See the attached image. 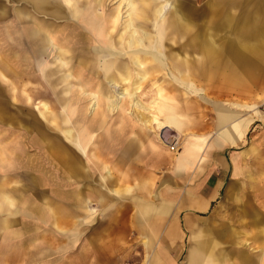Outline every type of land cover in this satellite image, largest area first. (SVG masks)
<instances>
[{"label":"crops","instance_id":"obj_1","mask_svg":"<svg viewBox=\"0 0 264 264\" xmlns=\"http://www.w3.org/2000/svg\"><path fill=\"white\" fill-rule=\"evenodd\" d=\"M32 1L0 0V37L8 38L6 46L0 45V75L5 83V74L32 76L36 84L42 81L50 90L54 102L37 99V85L30 87L32 94L29 89L25 94L28 105L45 121L40 130L35 115L23 124L16 105L0 92V264H261L256 257L260 239L255 230L259 227L254 222L259 226L264 220L259 205L264 203V167L239 166L244 164L245 149L260 151L264 144L260 136L247 139L254 119L240 118L215 103L212 125L193 117L201 126L189 129L192 133L179 153L166 149L161 160L162 151L156 145L158 140L163 143L157 136L159 129L127 113L129 102L123 112L111 111L105 100L99 101L100 108L91 109L95 95L100 98L102 89L111 93L113 88L100 72L90 69L92 62L86 67L80 58H95L85 46H91L92 28L99 30L102 21L96 11H103L102 15L118 11L117 0L112 9L104 0H47L42 11ZM237 4L241 8L236 13L222 9L221 26L231 33L221 46L214 47L208 35L202 40L193 36L174 7L172 24L180 31L184 28L188 44L199 45L203 55L197 71L204 76L210 75L217 55L221 73L264 74V0H237ZM11 13L15 21L6 23ZM171 20L157 22L164 25ZM139 21L146 23L145 18ZM70 29L75 33H68ZM152 38L149 44L154 51L141 48L140 52H148L142 56L173 59V74L186 77L182 83L191 88L192 57L161 48L163 37L156 41V33ZM56 43L65 50L62 60L69 61L68 69L55 50ZM164 70L161 66L156 75H163ZM168 85L163 79L158 81L157 102L162 99L158 93L167 91ZM168 99L163 97L169 103ZM39 101L55 116L49 114L46 120L40 116ZM171 103L180 120L179 132L192 121L181 113L178 103ZM220 116L225 120H219ZM63 117L73 128L74 142L66 140L65 130L61 132L53 123ZM160 121L164 122L162 116ZM21 125L34 132L31 144L27 143L36 146L32 155L22 140L11 144ZM206 143V157L199 161ZM245 144L244 149L232 151ZM112 157L114 163L108 162ZM112 166L125 173L120 178L114 175L115 181ZM160 166L165 168L162 175L156 174ZM92 172L93 180L89 179ZM238 179L241 185L236 187L232 181ZM245 185L252 188L251 201L240 195ZM222 196L228 210L223 224L220 210L215 209Z\"/></svg>","mask_w":264,"mask_h":264},{"label":"rangeland","instance_id":"obj_2","mask_svg":"<svg viewBox=\"0 0 264 264\" xmlns=\"http://www.w3.org/2000/svg\"><path fill=\"white\" fill-rule=\"evenodd\" d=\"M104 1L107 4L106 7H110L111 9L116 4V0H104ZM133 1L135 3V8H136V9L134 8V10L136 12L130 9L129 7H127V0H120V1L117 0V3H118L117 22H116L115 31L113 32V38L116 40V42L119 40H122L121 42L125 44L126 41H128L129 39V35L131 34V32H129L128 27L127 29H125V25L129 21H132V22L135 21V22L141 23V21L139 20L145 18L146 23H148L149 27L147 29L139 28L137 32H134L133 34V35L136 34L140 36L141 39L143 40H144V37L146 36L145 37L146 41L144 40L145 42H139V45H133V49L134 50L138 49L140 54L141 53L148 54V52H143V51L140 52L141 48L145 50L151 49L154 51L153 46H150L149 42L151 41L153 42L154 40V38H152V37H155V24L154 23L160 17H157L158 14L156 16H153V11H152L154 9V7L152 6L153 3L158 8V7H161V5H163L164 3L169 2L168 4H170L173 7H170L169 10L165 11L164 20L167 18L171 20L173 10L175 7L176 14L185 22L186 26L192 31L191 33H193V36L195 35L200 40H202L204 39L205 36L208 35L209 36L208 40L211 43H213L211 47L218 46V45L221 46L220 42L222 41V39L225 36H227V34L231 33L227 31L228 29L226 27L222 28L221 26L220 15H221L222 9L228 8L229 9L228 11L232 13H236L237 10L241 8V6L237 4V0H233V1L232 0H229V1L228 0H133ZM223 4H226V5L223 6ZM113 12L114 11L111 10V14ZM169 14H171L170 17H168ZM5 21L6 23L7 22L13 23V21H15L14 14L11 13L9 16H7ZM169 23L170 24L165 23L164 25H162V23L160 24L159 22L162 28V32H161L162 34L160 35V41L163 37V43H162L161 48H165L166 50L173 48L181 56L183 54H188V56L192 57V59L194 60V67L190 75V81L192 83L193 88L192 87L189 88V86L187 87L185 86V84L182 83L181 78L182 77L186 78V77L181 76L179 74H173L175 73L174 71L172 72V67L175 65L173 59L164 58V59H161V62H162L161 66L162 68L165 67L163 75H155L153 76L154 78H152V76L149 75L147 78L148 81L141 87L139 92H137L140 97V101H142L145 104L146 108L140 109L137 107H132V108L130 107V110L134 115L140 116L142 114L140 116L141 118H143V115H145L148 112H149V115L147 119H149V117L152 114H159L158 109H161V108H156L157 91L155 87L158 81L163 79L164 82L169 83L168 85L169 89L167 91L166 90L163 91V94L170 98L169 103L170 104H173L171 102L178 103L180 106L181 113L185 115L189 120L192 121L191 123H188L187 125H185V127H183V129L180 130L178 133L173 132L167 128H164L162 130L161 135H162V138L164 139L163 143H161L158 140L160 144H156L158 146V149L162 151L161 156H160L161 160L164 159L163 152L166 149H169V150L171 149V151L174 154L179 153L180 150L183 148L185 141L188 137L187 134L191 132L189 129H194L198 125L201 126V122L195 120L193 117L199 116L203 118L205 122H207V125H212L217 115V109L215 108V103H219V102L223 104V106H225L226 108H229L232 111L236 112L240 118L250 119V122L254 119L253 123L251 124L249 128L247 139L250 140L253 138V140L251 141H254V138L257 139V137L260 136V140L262 141V143H264V74L262 75H242V74L238 75L235 72L221 73L220 70L222 68H221V64H220V61L217 55V57L213 58V60L215 61L211 63V66H210L211 72L209 73L210 75L208 77L204 76V74L197 71V66H198V62L200 59L199 57L203 55L199 45H196L195 42L188 44L189 36L187 32L185 35L184 32L182 31L184 30V28L182 27V30H181L182 33H181L180 29L178 30L177 25L172 24L174 23L172 20ZM105 26L110 27L111 25L110 26L105 25ZM170 26L172 27L170 28ZM140 29H143L142 34H141ZM164 31L165 33L163 35ZM3 35L2 37H0V45L6 46L4 42L5 40L7 41L8 38L3 37ZM135 39L136 38H134V40ZM228 54L230 55V52H228ZM0 55L2 56L3 53H0ZM146 64L149 65L151 64V62L146 60ZM215 66H217V68H215ZM4 74L5 73H3V75ZM5 75L8 79V83H5L1 79L2 77L0 75V89H1L0 92L2 94V97L8 100L9 99L12 100V102L16 105L15 109L20 112L19 113L20 115H18V117L22 119L23 122L25 121L23 124L26 125L27 123L26 119L28 118V116L33 117L35 115L37 119L38 129L41 130L42 128H40V125L44 124L45 121L41 117L38 116L37 111L34 110L33 107H30L28 105L27 97L25 94L29 93L28 89L30 93L32 94V90H30V87L37 85V91H38L37 99H41L42 97L46 98L50 100V103L52 105L54 101H53V96L50 94V90L46 86H44L42 81L36 84V81L32 79V76L28 78L25 75L24 76L18 75V78H17L16 75H10V74H5ZM186 76L188 75L186 74ZM136 77H137L136 75H133L132 78L135 80ZM121 86L126 87L127 89H132V87L130 86H125V84L120 85V87ZM57 110H60L59 107H57ZM40 116H41V112H40ZM214 127H216V121L214 123ZM204 130L205 129H201V130L199 129V131H204ZM19 132L17 130L14 132V138H12L13 142H11V144L14 143V145H16L15 143L18 140H22L23 146L24 145L27 146V143L31 144L32 141L30 142L29 139H32L34 135L33 130L30 131V129L28 130L27 127L24 128V125H21ZM216 132L217 134L219 133L218 128ZM133 134L134 133H132V135ZM254 134H255V137H253ZM194 141H196V138L191 139L189 143L194 142ZM207 144L208 143L203 145L204 151H203V154L200 155V158L198 159L199 161L201 159L204 160L206 157ZM246 146L247 144L242 145V146L240 145L239 148H235L232 151H237L238 149H244ZM35 147L33 148L29 147L26 149L28 150L30 149L29 152L31 153L29 154L32 155L34 154L33 151ZM244 151H246V155H245L244 162H243L244 164L239 165V166H248L253 169L257 167H264V144L261 145L260 151L252 150L250 152H247L246 149ZM228 153H231V152H228ZM103 156L104 155H102V157ZM119 158H120V155L119 153H117L116 160H119ZM113 159L115 158L114 157L110 158L108 162L110 161L114 163ZM164 169L165 168L163 166H160L156 174L162 175ZM110 170H111V174H113L112 175L113 181H115L114 175L120 178L121 176L125 174L124 171H116L113 166L111 167ZM96 174H98V172H96ZM86 175L88 174L86 173ZM89 175H90L89 179L93 180L91 178V176H94L93 172L92 174H89ZM153 175H155V173H153ZM87 178L88 176L86 177V179ZM238 181L241 182V179L232 181L233 184L236 183L235 184L236 187H239V185H241L237 183ZM244 188L245 189H243V193L240 194L241 197L248 199V201H251L252 188L248 185H245ZM216 205L217 206L215 207V209L220 210V213L222 216L220 222H222L223 224L226 219L225 213L228 211L226 207L227 201L222 196V199L218 201ZM234 222H237V221L234 220ZM130 263L131 262L124 261L121 264H130Z\"/></svg>","mask_w":264,"mask_h":264},{"label":"bare ground","instance_id":"obj_3","mask_svg":"<svg viewBox=\"0 0 264 264\" xmlns=\"http://www.w3.org/2000/svg\"><path fill=\"white\" fill-rule=\"evenodd\" d=\"M46 3H47V0H33L32 1V5L37 10H40V11L46 8ZM168 3L169 2L164 3L163 5H161V7H158V8L155 7L153 16H156L158 14L157 17H160L158 20L164 19L165 11L169 10L170 7H173ZM127 7H129L130 9H134L135 8L134 1L127 0ZM73 10H74L73 13L76 14L75 16H77L78 11L74 7H73ZM96 13L101 15L102 21L100 23L99 30L95 27L92 28L95 31L94 33L95 40L91 42V46L90 47H88L87 45H86L87 47L85 46V48L89 49L91 56L94 55L95 58L89 57V60L87 59L82 60L81 58L83 57H81L80 60L84 62L85 64L84 66L86 67L89 65L88 62L90 63L92 62L93 64H91L92 66L90 69H93V71L95 72L96 71L100 72L101 78L106 80L108 82V85H110L113 88V90L111 91V93H109L107 92L108 90L102 89L100 98L98 95H95L96 100L95 99L94 100L96 103L93 101V105L91 109L96 110L100 108V105H99L100 100H105V105H107L111 111L117 112L121 109L120 111L123 112L124 109L126 108L125 102L126 103L129 102V105L131 108L137 107L140 109L141 108L145 109L146 106L142 101H140V97L137 92H139L143 84H145V82L148 81L147 78L149 75L154 76L156 75V73L160 72L161 65H162V62L161 60H159L158 57H154V59H149L148 61H150L151 64L147 65L146 60L149 57L142 56V54L139 53L138 49L137 50L133 49V45H139V42L143 40L141 39L140 36L136 34L133 35L134 32H137L139 28H143V27L146 28L148 24H146L145 22L138 23L135 21L133 22L129 21L125 25V29H127L128 27L129 32H131V34L129 35L128 41H126V43L123 44L121 42L122 40L115 42V39L113 38V32L115 31L116 22H117V11L113 12L111 15H110L111 12L107 13L106 15H102L101 11L100 12L96 11ZM58 14L62 15L60 12ZM157 21H155L154 23L156 41L160 40V35L162 34L161 33L162 28L160 26L161 22L159 24ZM169 22L168 24H170ZM105 25H109V26L111 25L112 27L111 26L107 27ZM171 27L172 26H170V28ZM74 31H75L74 29H70V32L68 33H72V32L75 33ZM90 31L92 30L89 28V32ZM134 38L136 39L134 40ZM56 44H57V47H55V50L59 52L58 55H61V57L60 56L59 57H60V60L62 61V64L65 65L68 69L69 61L67 64V62H64L62 60L63 59L62 54L64 53L65 50L64 48H61L58 43ZM115 51H119L120 53H116L115 55L113 54L115 53ZM133 75L137 76L135 80L132 78ZM116 78H119L120 79L119 81L125 84V86L132 87V89H127L126 87H122V86L120 87V85L116 82ZM158 96L162 98L161 100H159V102H156V108H161V109H158L159 114H152L149 117V119L141 118L140 116L142 114L140 116L137 115V117L139 118L138 120H140L141 123L147 127L151 126V124L155 125L159 129L157 131V136L163 142L164 139L162 138V135H161L162 130L164 128H167L173 132L178 133L177 129L179 128L180 120L178 118L174 105L168 103L167 100H163V97H165V95L163 94V91L159 92ZM36 108L37 110H40L45 120L47 119V116H49V114L55 116V114L52 111H50L48 105L45 102L39 101L37 103ZM130 112L131 111H127V113H130ZM159 115L163 117L164 122L160 121ZM218 119L221 121L225 120L224 117H221V116ZM59 120L58 118L54 119V122H53L54 125L58 127L61 132L65 130L63 133L65 135L66 140L74 142L76 137H75L73 128L70 126V124L67 121V118L63 117V119L61 118V120L60 121ZM259 205L262 209H264V203L261 202L259 203ZM254 223L257 227H259V231L257 228L255 232L257 231V236L260 239L259 240L260 245H258L259 250L258 252L255 251L257 252L256 257L258 258V260H260L259 262L261 264H264V220H262L261 225L259 224V226L258 224H256V222ZM245 244L247 246L250 245V243L247 241H245Z\"/></svg>","mask_w":264,"mask_h":264}]
</instances>
